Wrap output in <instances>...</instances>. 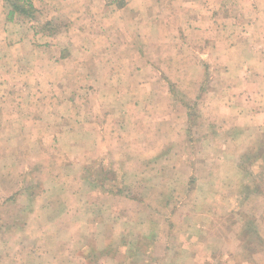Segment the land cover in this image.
I'll use <instances>...</instances> for the list:
<instances>
[{
    "label": "rangeland",
    "instance_id": "1",
    "mask_svg": "<svg viewBox=\"0 0 264 264\" xmlns=\"http://www.w3.org/2000/svg\"><path fill=\"white\" fill-rule=\"evenodd\" d=\"M122 1L117 0V2ZM157 3L158 10L163 8V12L161 11L163 16L154 15L146 19L143 17L144 11L137 12L139 16L137 31L142 30V36L137 33L138 46H141L137 55L140 56L141 53L144 59L145 51L148 54L149 64L145 74L143 72L141 74L146 78L156 79L157 85L161 84V91L166 87L162 85L164 80L169 81L168 76L171 77L168 88L171 87L175 94L182 97L185 91L196 89L197 84L193 87L186 84L189 83L190 77L191 81L194 77L200 78L204 74L205 67L197 65L196 59L194 60V38L190 34L188 36L183 33L178 35L177 32L168 34L155 23L159 20L166 24L168 19L176 18L172 15L174 11H179V3L170 0H158ZM234 5L239 3L234 2ZM168 6L171 9L167 10ZM193 6L189 4L188 7L182 6V8L188 9ZM222 6L224 7V4ZM107 9L112 15L116 13L119 21L124 22L121 16L122 8H119L118 4L108 3ZM226 10L228 12V7ZM233 10H231L233 14L240 12L237 9ZM112 18L104 22L109 28L113 26ZM127 18L126 16V22ZM179 18L183 20V17L179 16ZM254 21L255 19L249 20L250 23L247 25L250 27ZM64 23V21L58 22L52 28L60 30ZM180 23L176 20L171 21L169 28L173 30V27L180 26ZM182 24L180 27H183ZM253 25H260V36H249V44L255 42L261 44L264 40V9L261 3L260 18ZM237 26L233 24L234 28ZM241 28L242 24L234 31H240ZM235 34L233 39L238 43L243 42L242 33ZM147 37V42L152 44L145 43ZM49 38L44 36L40 41L47 43ZM127 39L128 35H126ZM161 39L167 42L163 45L175 47L174 50L161 55L163 53ZM52 41L56 42V57L59 58L64 54V39L57 36ZM195 42H198L197 39ZM213 42L220 43L219 36H203L197 44L201 46L200 50L196 51L197 55L200 52L208 53L209 50L205 49ZM146 46L148 50L145 49ZM178 46L183 49L176 50ZM251 51L256 52L257 48L252 47ZM260 55L264 56L261 47ZM76 56L81 58L79 53H76ZM130 58H134L133 53H130ZM210 68L212 69L211 64ZM217 71L218 69H215L213 73ZM178 77L183 78V84L175 81ZM260 82V87L264 88V71L260 73ZM67 86H69L66 88L67 91L73 90L72 94L78 95L77 93L81 92L73 84ZM28 89L16 84L0 83V95L8 92L5 100L0 97V263L6 260L1 256L2 251L9 250L12 256L9 263L6 261L4 264H159L163 255V262L166 264H194V252L203 258L205 251H209L211 242L216 243V252L227 250L223 239L229 235L228 223L241 224L243 221L261 219L263 216L264 153L260 144L264 143V131L257 130L260 123L254 124L255 131H250V136L244 137L243 145L237 146V143L233 142L228 145V141L233 140L226 137L229 125L222 122L223 111H213L217 114L199 112L193 120L194 123L199 124L194 131L184 125L186 127L184 135L188 140L191 139V132L197 135V139L185 149L188 156L195 158L194 163L199 166L196 177L190 178L192 173L186 165L185 170L179 172L183 178L177 179L175 171L169 170L170 162L161 164L162 172L158 164L149 166V172H140L132 166L129 170L134 171L129 172L130 175L135 176L132 177L128 176L126 153L121 156L115 155V158H119L118 162H115L107 157L109 154L107 150L103 149V151L101 147L99 149L95 146L98 142L96 139L98 133L93 129L95 122L92 118L89 119L85 113L79 114L77 109L68 110L67 107L68 113L52 117L56 124L49 125L50 122L45 115L50 106L49 100L45 101L44 108H38L40 105L33 103L36 101L31 97L28 100L31 89L30 94L22 96V92H28ZM18 90H22L20 96H16ZM188 98L192 97L188 96L186 102L193 103V101L190 103L191 99ZM71 100L74 99L64 95L58 97L56 103L59 107L70 106ZM205 102H201L202 106ZM255 103L258 104L259 101ZM33 104L36 115L33 114ZM218 104L226 106L228 103L220 98ZM78 106L80 108V105ZM16 108L23 112L19 113ZM125 110L128 113L129 108L125 107ZM29 112L32 114L29 115ZM123 117L126 118L121 114V121ZM237 118L238 120H234V125L251 128V124L244 126V122L237 123L241 117ZM127 125L129 126L128 123ZM128 126L125 129L121 126V130L116 135L117 139L124 138L122 142L126 145L129 142ZM87 127H89L88 131ZM86 134H88V142L85 141ZM144 143V140H138L137 146H144ZM170 151H176V148H171ZM232 151L235 155H231ZM214 159L223 167L220 165L216 167L217 164L212 162ZM104 166L107 170L113 167L110 171H114V174L107 176L103 171ZM84 178L87 179V184H84ZM163 184L165 187L170 186L175 194L153 193L159 188L163 189ZM100 186L103 189L119 192L114 210L115 217H118L119 221L113 229L118 236L125 235V241L129 244L116 240L113 246L115 255L111 254L109 249L106 250V239L112 236L104 231L100 233L97 227L98 206L114 201L107 195L101 194L103 189ZM252 187L259 191L260 208L252 204L248 191V188L252 189ZM177 190L184 194H176ZM204 190H208L206 194ZM200 204L201 208L198 210L197 205ZM211 205H214V210L210 212ZM37 206L44 210L35 213ZM210 219L214 222L217 219L216 229L212 221L210 224ZM105 220L104 218L103 222ZM28 222L35 223L28 225ZM40 222L42 225L36 224ZM147 235L153 236L150 241L143 238ZM22 238L21 245L25 246L26 251L22 250L21 245L16 244ZM233 245L235 247L237 243ZM149 250H152V254L146 257L144 252ZM104 252L110 257L106 258L108 261L104 259L106 255L102 256Z\"/></svg>",
    "mask_w": 264,
    "mask_h": 264
},
{
    "label": "crops",
    "instance_id": "2",
    "mask_svg": "<svg viewBox=\"0 0 264 264\" xmlns=\"http://www.w3.org/2000/svg\"><path fill=\"white\" fill-rule=\"evenodd\" d=\"M107 1L0 0V83L29 88L28 92H22L23 97L30 94L31 89L28 100L31 97L33 101H36L33 102L34 104L40 105L38 108H44L45 101L48 99L50 106L45 115L50 122L49 125L54 126L56 124L53 120L55 116L66 115L69 108L77 109L79 114L85 113L89 119L92 118V121L95 122L93 129L98 133L96 138L98 142L95 146L107 150L109 153L107 157L115 162H118L119 159L115 158V155L121 156L126 153L127 161H124L128 165V176H132L129 172H134L129 171L132 166L140 172H149V166L158 164L162 172L161 164L170 162L168 166L170 169H168L175 171L177 179L183 178L179 172H183L186 165L192 173L190 178L196 177L199 166L194 163L195 158L188 156L185 149L197 139V135L191 132V139L188 140V137L184 135L186 128L184 125L191 127V131H194L199 124L194 123L193 120L199 112L223 111L222 122L229 125L226 137L233 140L228 141V145L230 142L237 143V146L243 145L244 137L250 136V131H255L254 124L256 123H260L257 130L264 131V88L260 87V73L264 71V56L260 55V47L264 52V40L261 41V44L260 42L249 44L248 41L249 36H260V25L254 26L253 24L260 18V3L264 9V0H170L173 3H179V11H174V15H172L176 18L168 19L166 24L159 20L155 23L165 29L168 34H175V32L178 35L183 33L188 36L190 34L194 38V60L196 59L197 65L205 67L204 74L200 78L194 77L191 81L190 77L189 83L186 84L192 87L197 84L196 89L185 91L187 97H192L188 98L191 99L190 103L193 101L191 104L186 102L185 95L180 97L174 93L171 87L168 88L171 77L168 76L169 81L164 80L162 85L166 87H164V91H161V84L157 85L156 79L146 78L141 74L142 72L145 74L149 64L147 62L148 54L143 49H139V51H144V59H142L141 53L140 56L137 55L138 48H141L138 46L137 33L142 36V30L139 28L140 33L136 27L139 18L137 12L144 11L143 17L146 19L152 18L154 15L156 17L163 16V8L157 9L158 0H127V3L126 0L122 2ZM234 2L239 5L233 6ZM108 3H123V7L119 8H122L121 16L124 22L119 21L116 13L111 14V11L107 9ZM189 4L194 6L188 9L182 8V6L188 7ZM166 9L169 10L171 7L168 6ZM233 9L240 12L233 14L231 11ZM126 16L128 17L127 22L125 21ZM179 16L183 17V20ZM110 17H113L114 21L111 28L104 24ZM251 19H255V21L249 27L247 23L249 24ZM100 20H102L101 23H99ZM174 20L181 22L180 26L183 22V27L174 26L173 30L169 28L171 21ZM61 21L65 23L60 30L52 28L54 24ZM234 23L238 25L235 28L233 27ZM241 24V30L234 31ZM234 33H242L244 40L243 38L241 40L243 42H236L233 39ZM126 35H128L127 40ZM206 35L219 36L220 43L208 44V48L205 49L209 50L208 53L200 52L197 55L196 51L201 48L197 44ZM44 36L45 38L50 37L47 43L40 41ZM57 36L64 39L63 47L65 49L64 54H61L59 58L56 57V42L52 41ZM147 39L148 37L145 43L152 44L148 43ZM196 39L198 42H195ZM160 44H162L161 49L163 50L161 55L175 48L163 45L167 44L165 39H161ZM252 47H256L257 51L252 52ZM145 49L149 48L146 46ZM182 49L178 46L176 50ZM76 53H79L81 58L77 57ZM130 53L134 54V58H130ZM215 69L218 71L213 73ZM175 81L178 84L184 83L183 78L179 77ZM68 84H73L81 92L75 95L72 94L73 90L67 91ZM205 86L208 88L206 89ZM21 91L18 90L16 96H20ZM64 95L75 101L71 100L70 106L59 107L56 101L58 97ZM0 97L5 100L8 97V92L2 93ZM220 98L225 99L228 104L226 106L218 104ZM78 100L80 101L78 102ZM256 101H259V105L255 103ZM201 102H205V104L202 106ZM34 104L33 114L36 115ZM125 107L129 108L128 113ZM16 110L19 113L23 112L17 108ZM30 114L32 113L29 112ZM121 114L126 117L125 119L123 117L122 121ZM52 117L54 118L51 119ZM237 117H241L237 123L244 122V126L251 124V128L234 125V120H238ZM126 123L129 124V126L127 125L129 132L127 145L122 142L124 138L117 139L116 137L121 126L124 129L127 127ZM86 129L88 131L89 127ZM208 133L212 135V133ZM86 136L85 141L88 142V134ZM138 140H144V146H137ZM208 145L206 146L211 150ZM260 147L264 153V143L260 144ZM121 148L124 150L122 151ZM171 148H176V151H170ZM232 154L234 151L231 152ZM212 162L217 164L216 167L218 165L223 167L216 159ZM110 169L113 167H109L107 170L104 166L103 171L107 176L114 174V171L111 172ZM85 172L87 173V171ZM211 174L216 176V174ZM83 181L84 184H87V179L84 178ZM162 187L163 189L159 188L153 193L175 194L170 186L165 187L163 184ZM100 188L103 189L101 186ZM207 191L204 190V194ZM248 191L252 198V204L260 208L259 191L254 187L248 188ZM101 194L114 200L98 206L96 219L100 233L104 231L112 236L110 239H106V250L109 249L111 254L115 255L113 246L116 240L129 244L125 241V235L118 236L116 230L113 229L119 221L114 212L116 209L115 200L119 192L103 189ZM176 194H184V192L177 190ZM239 194L242 193L239 192ZM260 196L263 195L260 194ZM197 206L199 210L201 204ZM213 207L214 205L209 207L210 212L214 210ZM38 210L44 209L37 206L35 213ZM215 212H217L216 209ZM262 217L261 219L243 221L241 224L228 223L227 232L229 235L223 239L227 250L216 252V243L211 242L208 247L209 251H205L203 258L194 252V264H241V262L242 264H264V214ZM104 218L106 220L103 222ZM211 221L216 229L217 219L215 222L210 219V224H212ZM34 223L28 222L27 224ZM36 224L42 225V222ZM151 237L153 236L147 235L143 238L150 241ZM22 240L23 238L16 244L21 245ZM4 242L7 241L4 240ZM234 243H237V246L234 247ZM254 243H256L255 247ZM21 248L26 251L24 245H21ZM144 253L146 257L147 255L151 256L152 250ZM103 255H106L105 252ZM1 256L6 258L5 262L9 263L12 254L6 250L2 251ZM163 257L164 255L159 264H166L163 262ZM106 258L110 257L108 255L104 257L108 261Z\"/></svg>",
    "mask_w": 264,
    "mask_h": 264
},
{
    "label": "trees",
    "instance_id": "3",
    "mask_svg": "<svg viewBox=\"0 0 264 264\" xmlns=\"http://www.w3.org/2000/svg\"><path fill=\"white\" fill-rule=\"evenodd\" d=\"M118 7H123V3L122 4H118Z\"/></svg>",
    "mask_w": 264,
    "mask_h": 264
}]
</instances>
